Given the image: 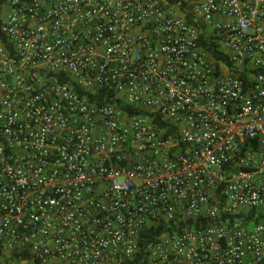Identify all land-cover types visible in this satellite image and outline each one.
<instances>
[{"label": "built area", "instance_id": "built-area-1", "mask_svg": "<svg viewBox=\"0 0 264 264\" xmlns=\"http://www.w3.org/2000/svg\"><path fill=\"white\" fill-rule=\"evenodd\" d=\"M251 212L264 0H0V264H125L160 227L142 264H264Z\"/></svg>", "mask_w": 264, "mask_h": 264}, {"label": "trees", "instance_id": "trees-1", "mask_svg": "<svg viewBox=\"0 0 264 264\" xmlns=\"http://www.w3.org/2000/svg\"><path fill=\"white\" fill-rule=\"evenodd\" d=\"M188 19L193 21V19L190 17V15H188ZM200 39H201V44L217 60L226 59V56L223 53H221L220 51H218V49H217V41L213 37L207 36L205 34V32H202L201 36H200ZM90 99L96 100L99 103H103L105 101H109V102H112V103L116 104L119 108L124 109V110H128L131 113H137L138 112L137 109L123 104L122 101L120 99L116 98L114 93H112V91H110L108 89H101L100 91H98L97 94H91L90 95ZM241 221L245 225H252L255 222L264 221V214L259 213L258 215H256L255 212H251L249 216L245 217ZM231 222L232 223L236 222V219H235L234 216H231ZM162 230H163L162 227L157 228L156 230H154L153 235L152 234L148 235L146 237L147 240H145V243L143 245V250L141 251L139 256L134 258L133 260H127L125 262V264H142L145 261L144 253L146 252V249L148 248V245H150V244H152L153 242L156 241V237L161 234ZM170 230H173V229L171 228Z\"/></svg>", "mask_w": 264, "mask_h": 264}]
</instances>
